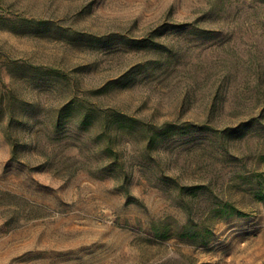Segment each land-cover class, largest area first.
I'll return each instance as SVG.
<instances>
[{
    "label": "rangeland",
    "instance_id": "1",
    "mask_svg": "<svg viewBox=\"0 0 264 264\" xmlns=\"http://www.w3.org/2000/svg\"><path fill=\"white\" fill-rule=\"evenodd\" d=\"M164 22L211 33L124 40ZM0 96L13 104L11 123L0 113V264H264V0H0ZM87 106L177 131L150 150L116 135L122 184L95 176L106 136L96 121L76 125ZM160 173L243 214L210 217L198 192L209 246L159 238L154 228L175 235L185 220Z\"/></svg>",
    "mask_w": 264,
    "mask_h": 264
},
{
    "label": "trees",
    "instance_id": "2",
    "mask_svg": "<svg viewBox=\"0 0 264 264\" xmlns=\"http://www.w3.org/2000/svg\"><path fill=\"white\" fill-rule=\"evenodd\" d=\"M183 28V31L190 32L199 36H208L211 31L208 29L200 28V27H192L188 23L183 24H170L164 22L157 26L155 29L149 32L148 36L143 39H124L125 42L131 44L132 46H141L144 45L145 42H153V37L155 35H161L163 32L169 29L174 28ZM2 101V96H0V113L6 111L8 109L9 116V123H11L13 119V104L8 102L4 103ZM7 106V108H6ZM67 106H65L63 110H65ZM85 113L79 116L76 119V125L81 128H88V126L93 125L96 121L101 127V134L106 136L105 143L103 144L101 149V154L103 155L104 163H102L98 167V172L100 175L95 176H106V175H113L118 180H121L122 184H125L129 181V174L125 169V164L120 161V154L114 147V138L116 135H124L127 138L136 139L140 138L145 142V147L147 150H150L152 145L156 142L157 138L163 137L171 131H177L175 128L173 129V124L170 122H166L160 126L146 123L138 118L129 116L127 114L115 111L113 109H100L95 106H87L85 107ZM62 118H58L55 122V127H57L61 123ZM255 117L252 118L246 124H241L235 128H230L232 130H225L224 133H228L229 131L234 134L240 131L245 125L246 126H254L255 124ZM260 128L262 130V134L264 136V124L260 122ZM182 129V127H180ZM187 129H194L195 131L201 133H213V135L220 133L221 131L211 127L209 124H202V125H192V124H185L183 125V132ZM115 134V135H113ZM142 162L139 161L141 167L145 169L150 167L153 161V157L148 154L146 151H143L141 154ZM156 182L158 184H162L164 186H170L178 193V197L175 201L177 206L183 210L185 213V220L182 224H180L177 229L175 235H171L168 231H159L155 229V234L157 237L162 239H169L170 237L174 236L177 239L181 240L182 242L194 245L196 247H207L212 242L214 238V231L213 229L199 222V219L195 217L193 212L194 210V203L198 199L199 193L206 196L204 201V209L206 208L208 211V215L210 217H215L218 219H227L232 216H241L243 212L235 207L229 201H222L221 199L211 196L208 194V186L204 184H197V185H190V186H182L178 181L174 178L167 176L165 174L160 173L158 177H156ZM125 186V185H123ZM159 186V185H157ZM124 190H127L124 187ZM190 199L188 198V196ZM255 196L259 200H264V187L258 182L255 188Z\"/></svg>",
    "mask_w": 264,
    "mask_h": 264
}]
</instances>
